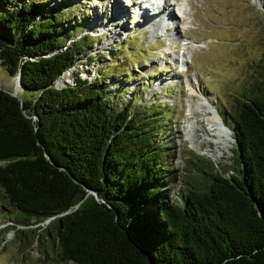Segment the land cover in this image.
Instances as JSON below:
<instances>
[{"label": "trees", "instance_id": "16d2710c", "mask_svg": "<svg viewBox=\"0 0 264 264\" xmlns=\"http://www.w3.org/2000/svg\"><path fill=\"white\" fill-rule=\"evenodd\" d=\"M50 2L0 0V65L14 78L19 71L21 85L19 97L0 86V211L14 216L5 242L16 260L264 264V53L261 76L223 120L234 172L190 154L177 200L154 102L111 105L98 78L75 70L73 83L60 84L75 63L97 57L98 34L74 33L82 15L73 23Z\"/></svg>", "mask_w": 264, "mask_h": 264}, {"label": "rangeland", "instance_id": "374dc122", "mask_svg": "<svg viewBox=\"0 0 264 264\" xmlns=\"http://www.w3.org/2000/svg\"><path fill=\"white\" fill-rule=\"evenodd\" d=\"M50 1L49 5L61 7L73 23H77L76 14L82 15L74 33L81 29L98 34L90 41L97 57L89 64L75 63L60 84L73 83L75 70L88 81L98 78L111 105L154 102L157 137L169 171H175L168 188L173 199L179 200L184 189L190 154L209 160L226 176L234 172L237 165L231 135L215 144L207 137L200 111L187 113L202 104L206 107L202 112L229 120L240 89L261 76L257 69L264 53V0H169L172 17L158 27L144 23L138 15L140 0ZM151 2L146 3L149 8ZM86 68L88 73L83 72ZM0 86L21 93L15 78L1 65ZM189 119H193V127L186 124ZM13 218L11 209L0 211V264H26L24 258H29L20 254L21 261H17L18 253L5 242L12 234L9 224ZM37 249L32 244L28 251L33 259ZM36 261L30 264H40ZM56 263L51 253L43 264Z\"/></svg>", "mask_w": 264, "mask_h": 264}, {"label": "bare ground", "instance_id": "6f19581e", "mask_svg": "<svg viewBox=\"0 0 264 264\" xmlns=\"http://www.w3.org/2000/svg\"><path fill=\"white\" fill-rule=\"evenodd\" d=\"M161 2H162L161 0H158V1L157 0H152V2L150 4V8H149V6L146 3H143L142 0L137 2V4H136L137 5V8H136L137 11L136 12L138 13L139 16H141V19L143 21H145L144 23L151 22V24L156 25V27H158L159 25L162 26V24L164 22H166L167 19L172 17V15H170V10H169L170 1L169 0L168 1H163L162 4H161ZM144 4H146V5H144ZM161 8H163V9L161 10ZM150 9H151V13H150ZM152 15L155 17L154 21H152V18H153ZM15 86H16V89H18V84H17L16 80H15ZM197 107H198L199 110L198 109H194V110H192V112L188 109L189 112L187 113V115H189V114L192 115V113L193 114L199 113V111H200V115H203L204 119H205V121H204L205 122V126L204 127L206 129L207 134H208L207 137L209 139H212L215 144H219L218 142L222 141V137L223 136H227L228 137V136L231 135V133L229 132L228 127L223 123V121H222L220 116L216 115L215 113H213L211 115H208V114L202 112V111H206V107L204 105H202V104L198 105ZM189 120L190 121H186L185 120L186 124L188 126H190V127H193V125H194L193 124L194 123L193 119H189ZM224 127H226V128H224ZM192 130H194V129H192ZM192 142L194 143L195 141L192 140Z\"/></svg>", "mask_w": 264, "mask_h": 264}, {"label": "water", "instance_id": "95a60500", "mask_svg": "<svg viewBox=\"0 0 264 264\" xmlns=\"http://www.w3.org/2000/svg\"><path fill=\"white\" fill-rule=\"evenodd\" d=\"M15 79H16V82L18 84V89L19 88L21 89V85L19 83V71L15 74ZM13 94L16 95L14 92H13ZM16 96L19 97L18 95H16ZM222 121H223V119H222ZM223 123H224V121H223Z\"/></svg>", "mask_w": 264, "mask_h": 264}]
</instances>
